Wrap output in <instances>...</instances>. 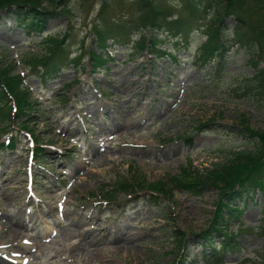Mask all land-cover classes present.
<instances>
[{"label":"rangeland","instance_id":"1","mask_svg":"<svg viewBox=\"0 0 264 264\" xmlns=\"http://www.w3.org/2000/svg\"><path fill=\"white\" fill-rule=\"evenodd\" d=\"M38 1L59 13L41 35L28 33L15 21L8 24L1 15L0 62L29 76L26 111L31 110V122L30 130L21 129L16 118L5 126L19 139L14 151L1 148L11 134L0 132V203L5 206L0 214L20 218L29 213V220L43 223L36 229L20 228L14 240L3 233L0 220V261L178 264L180 256L186 264L214 260L213 251H204L194 235L209 226L221 193L209 187L198 194L188 184L197 183L213 163L225 162L227 154L253 148L244 126L264 132V91L251 81L259 68L264 72V28L258 26L264 19V0L257 6L245 2L238 11L243 20L232 14L224 17L222 34L229 51L220 66L204 67L196 61L215 14L208 9L192 21L195 29L188 45L179 38L175 46L171 35L164 34V50L172 56L159 61L132 56L108 36L107 45L116 49L114 62L95 74L88 54L102 52L95 42L101 31L115 34L120 25L127 36L157 32L143 26L156 16L148 7L151 0H58V5ZM154 2L157 24L191 19L180 0ZM236 29L248 37L245 43L251 41L252 57L233 45ZM51 36L63 39L62 47L81 60V67L41 85L28 66H36L31 60L40 65ZM124 83L133 86L135 96L123 94ZM10 105L13 111L14 101ZM34 140L44 148L37 160ZM125 190L140 193L138 199L126 198ZM148 190L157 202L144 196ZM109 199L115 201L107 203ZM263 202L260 191L240 201V226L232 221L227 234L243 249L229 252L226 264H264ZM95 240L100 244L94 245Z\"/></svg>","mask_w":264,"mask_h":264},{"label":"trees","instance_id":"2","mask_svg":"<svg viewBox=\"0 0 264 264\" xmlns=\"http://www.w3.org/2000/svg\"><path fill=\"white\" fill-rule=\"evenodd\" d=\"M180 1L190 11V13L187 12L189 18H193L199 12L214 9L215 14L211 18V25L208 27L207 40L201 46V62L202 65H210L216 61L223 60L227 51V41L223 39L222 34L223 19L225 16L232 14L239 21L243 20L238 11L249 0ZM250 1L256 3L255 6L259 5L257 3L258 0ZM58 3V0H51V4L53 5H58ZM150 6V11L156 16H153L149 24L145 23L144 27L151 25L153 30L157 32H154L149 38L143 34L136 33L137 36L139 34V38L134 39L131 35L124 37L123 35H126L125 31L120 26H115L118 28H116L117 31L115 32L117 36L114 38L117 40L127 39L126 42L120 44L126 46L129 51H132L133 56L150 55L151 58L159 60L166 55L162 50L161 37L165 33H168V35L174 38L183 37L188 40L189 33L191 32H188V26L191 22L164 21V24H157L156 17L159 13L157 12L158 7L154 0L150 1L148 7L150 8ZM2 11L12 17V19L17 20L19 24H23L26 29L36 30L40 33L44 30L49 19L59 15L55 10L45 8L38 0H0V12ZM257 15L259 14H255L254 17ZM258 26L264 28V19ZM232 35L235 39H238L237 42L239 41L244 47L252 50V46L249 44L251 41L245 43V40L248 38L246 35L240 33L238 29L232 31ZM105 41H107L106 34L101 31L95 42L104 50L106 48ZM62 44L63 39L49 38L47 52L43 54L45 56L39 57L41 58L40 65H37L35 60H31L36 66L28 67L37 73L42 82L55 80L67 68L71 66L78 67L80 65L81 60L77 58L70 59V52L65 47H62ZM111 61L112 58L108 52L101 54L91 51L89 54V63L94 71L107 66ZM252 81L257 84V89L264 91L263 70H259ZM25 83L24 76L16 74L14 68L5 66L0 62V113H2L1 117L4 121L8 122L11 120V106L8 105L13 99L18 107L15 116L19 119V122L21 119L25 121V117H28L26 109L30 107L28 104L30 92L24 86ZM6 107H10V110H6ZM20 125L25 130L28 129V126L24 122ZM243 130V133H246L245 137L254 144L251 150L234 151L227 154L225 162L213 164L212 169H205L206 175L200 176L197 183L188 184L198 194H202L203 190L209 187L217 188L221 193L210 225L202 234L194 235L198 238V242H200L202 247L213 250L216 262H222L227 255L221 252L231 251L232 253H237L241 251L240 243L235 241L233 237L228 236L227 231L225 232V228L229 227L231 220H240V215L243 213L241 206H239L240 203L237 202H240L245 197H254L257 191H260L264 197V132L252 130L248 126H244ZM14 139H11L7 145L8 147L15 148ZM43 154L44 150L42 147L36 146V155L40 157ZM124 192L127 193L128 191L125 190ZM107 195L111 197L116 196L113 191H108ZM152 198L155 199L154 197ZM261 230L264 233V226L261 227ZM218 240L220 243L217 242ZM178 264H185V259H181Z\"/></svg>","mask_w":264,"mask_h":264},{"label":"bare ground","instance_id":"3","mask_svg":"<svg viewBox=\"0 0 264 264\" xmlns=\"http://www.w3.org/2000/svg\"><path fill=\"white\" fill-rule=\"evenodd\" d=\"M119 84H118V88L120 89V87H121V89H122V83L123 82H118ZM123 94L124 95H133V96H135V94H134V91H133V86H131V85H128V84H125L124 83V89H123ZM114 119V122H115V126L118 128L119 126H120V124H119V122H117V118H113ZM65 128V132H68V133H70L71 132V129H70V127L68 126H65L64 127ZM190 142H192V139L190 140ZM140 147V146H139ZM137 150H139V148H137ZM139 154L140 155H143V152L142 151H140L139 152ZM0 220H2L3 222L1 223V225L3 226V233H6L7 235H11L13 238H14V240H16L17 239V237H19V233H18V230H20V228H24L25 229V227H24V225L20 222V220H19V217L17 218L16 216H9V217H7V218H4V217H2V216H0ZM9 233V234H8ZM89 235H91L92 234V232L91 233H88ZM125 238V243L126 242H128V240H129V238L128 237H124ZM96 241V240H95ZM117 241H119L118 239H116L115 241H113L114 243L115 242H117ZM113 242H111V243H113ZM94 245H99L100 244V241L98 240V241H96L95 243H93ZM16 257H19V258H21V256H18L17 254H14ZM2 261H0V264H3V262L1 263ZM24 264H28V263H24Z\"/></svg>","mask_w":264,"mask_h":264}]
</instances>
